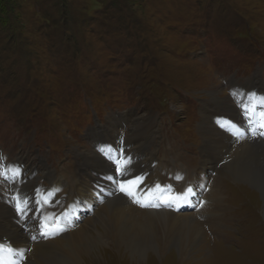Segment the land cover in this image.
Masks as SVG:
<instances>
[{
    "label": "rangeland",
    "instance_id": "374dc122",
    "mask_svg": "<svg viewBox=\"0 0 264 264\" xmlns=\"http://www.w3.org/2000/svg\"><path fill=\"white\" fill-rule=\"evenodd\" d=\"M260 88L264 0H0V170L9 167V178H0V206L9 204L19 217L13 197H28L27 222L19 230L38 231L42 217H55L66 235L92 218L98 225L95 216L109 197L98 187L107 177L88 167L95 179L87 182L84 158H100L121 182L115 160L134 137L138 144L124 151L132 169L125 176L142 178L157 194L162 184L180 192L195 174L188 181L200 187L202 200L195 199L191 214L203 235L184 257L170 247L139 259L108 241L82 255L83 264H264V196L229 173L242 165L251 176L263 173L264 139L250 132L246 147L224 156L220 124L248 137L254 125L245 123L243 131L228 115L211 117L213 109L264 111ZM212 146L213 161L219 159L204 162V173L203 152L210 155ZM15 169L33 174L23 195L18 179L12 181ZM53 177L64 185L54 188ZM50 188L51 196H37ZM74 194L82 204L66 212ZM117 197L136 206L121 189ZM206 198H215L219 216L202 212ZM36 199L51 206L38 208ZM76 210L80 226L68 221ZM5 249V264L22 257Z\"/></svg>",
    "mask_w": 264,
    "mask_h": 264
},
{
    "label": "bare ground",
    "instance_id": "6f19581e",
    "mask_svg": "<svg viewBox=\"0 0 264 264\" xmlns=\"http://www.w3.org/2000/svg\"><path fill=\"white\" fill-rule=\"evenodd\" d=\"M243 91H245V89ZM212 96H214L213 93L211 94V97ZM222 104L223 103H219L217 105L222 106ZM231 109L232 113H224L223 111H216L213 109L215 113L211 117L219 118L218 115H228L230 120L236 126H241L243 131L247 130L248 128L245 124L246 122H244V112L239 113L235 108ZM217 122L219 124L221 123L218 120ZM219 127H222L226 131L224 133V138H218V140L223 143V145L221 146L223 151H220V154L224 156L226 155L225 153L228 154V151L230 153H234V150H237L241 147L244 148L252 141L253 135L250 133V131V137L243 135L237 136L230 132V128L226 129L222 124H220ZM143 132V130L140 131L141 134H143ZM259 132H264V129H261V131ZM199 136L200 138L202 137L201 135ZM205 137L208 138V135H205L204 138ZM133 138H130L129 142L132 144V146H135L138 143L134 142ZM261 138L264 139V135H261ZM118 140L121 142L119 137ZM215 144L217 145L216 147H218V143L216 141ZM131 147L126 146L123 150L128 153V149ZM211 149L212 153L210 155H208L210 152L207 153L206 150L203 152L206 153L205 156L207 157L205 161L201 163L202 167H200L201 169H203L204 173L206 167L204 165H206L208 162L216 163L219 159L218 156V158L213 161L212 157L216 155L217 151L214 150L213 146L211 147ZM141 150L151 153V150L149 149V146H147V144L143 147L142 143ZM93 158L85 157L84 159L88 163L86 167L81 168L80 171H82L81 175L83 173L85 174L87 182L95 179L91 177L90 173H88V167H95L94 170H100V172L102 174H105V176L107 177L105 183L101 187H98L102 192L101 194L103 198L106 195H109V197L105 201L106 203L102 206V209L98 210L99 212L95 216L96 218H98V225L94 223V219L92 218L89 220L88 224L86 222L80 227L79 230L68 235L64 234V232H66L67 230L63 229L64 227L59 226L54 232H52L43 229V224H41V227L39 226L38 231H34L31 229L27 230L25 227H22L19 230L18 226L24 225L27 222V213H25V215L23 216L18 217L17 215H15L9 204L1 205L0 248H6V251L13 250L21 252L22 257L20 258L24 259V264H83L81 258L82 255H89L91 252L98 250L100 248V245H108L111 243V245L116 246L114 242L118 243V248L122 247L132 257H137L139 259H143L145 255L149 253L160 256L166 250V248L170 247L174 248V250L177 251L179 257H184L188 254V251H190L198 244L200 238L203 235L202 224L193 217L191 212L194 208V205L196 204L195 199L200 201L202 200V192H200V187L198 188L197 186H194L196 185L195 182L190 183V181H188L189 179L197 178L195 174H193L192 176L190 175L189 179L185 180V185L181 188L180 192L172 191V193H170V189H165L166 186L162 184L159 192L155 194L152 189L144 184L143 180L142 182H139L137 184H121L123 181L133 178L130 176H125L124 174L121 182H119L115 173H109V171L107 170L109 166L107 167L106 165H104L106 163H103L100 158ZM85 160L84 162L86 163ZM204 162L206 164H204ZM242 166L238 168L237 166H230L229 173L232 179L238 182L242 181L243 183L260 191L264 196V172L261 173V171H258L260 169H258L255 174L251 176L250 173L245 170V167H243V169L241 168ZM84 170H86L87 172H84ZM96 172H94L95 176L97 175ZM31 176H33L31 172L22 173L21 179H18L17 181V187L22 186L20 188V192H22V195L27 193V187L33 184V182L30 181ZM78 177L79 182L81 180V177ZM26 178H28V180H26ZM139 180L140 179H138L137 181ZM51 182H53L54 188H56L58 184L59 186L64 185L61 183V180L56 179L55 177L51 179ZM122 185L133 192L135 199L141 201V203H139L140 205H138V203H136V206L131 203L126 204L125 202L129 200L127 197H125V199H117L120 197L117 196L120 194ZM189 188H191L196 194L187 195V189ZM203 188L204 183L202 184V189ZM197 189L199 190L197 191ZM122 192L125 194L124 191ZM167 195L180 198L179 200H175L177 202L176 206L174 204V200L170 198V201L168 200L165 206L162 205V201ZM75 196L76 194L72 195L71 198L69 197V204L65 208L66 212L72 211V208H74L75 205L80 206V202H78V200L81 201V198H79L78 196H76L77 198H75ZM132 198H130L131 201ZM75 200L77 201L75 202ZM203 201H205V208H202V212L208 213L209 215H212V212L215 214V216H219L218 210L217 213L216 211L212 210L214 208H217L215 206V203L217 204L215 198H206ZM141 204L155 206L144 207L141 206ZM169 204L171 206H168ZM78 212L79 210H76L73 216L68 218V221H71L72 226L81 225L75 220L76 217L79 216ZM20 217L23 219L22 223H20L18 219ZM91 225L94 226V230L89 232L90 227L88 226ZM46 232L53 233L54 235L46 236L44 235V233ZM108 241H110V243H108ZM2 255H5V252ZM57 257L58 259H56Z\"/></svg>",
    "mask_w": 264,
    "mask_h": 264
},
{
    "label": "snow or ice",
    "instance_id": "6c2138e0",
    "mask_svg": "<svg viewBox=\"0 0 264 264\" xmlns=\"http://www.w3.org/2000/svg\"><path fill=\"white\" fill-rule=\"evenodd\" d=\"M261 104L264 105V99L261 100ZM244 111L246 113H251L252 115H250V119H252L256 113L254 111L253 108L244 107ZM257 123L259 125V127L261 129H264V111L259 112V119L257 120ZM261 135H264V132L261 133ZM115 163L117 164V171L120 172L121 175H124L127 170H128V165L131 163L130 158H125L123 157V154H120V157L117 158L115 160ZM0 178L7 180L9 177L7 175V172L4 170H0ZM17 179H21V172L19 169H15L13 170V175H12V181L16 182ZM139 182H142V178H140L139 181H129V184H137ZM157 188L159 189V185H157ZM121 191H124L126 195L132 196L133 199H135V196L133 194L132 191H130L129 189H127L125 186H121ZM51 196V193H47V194H42L39 190H37V196ZM187 195H195V193L193 192V190L191 188L187 189ZM186 198V197H185ZM170 199L172 200H179V197H170ZM13 201L15 203V208L16 211L21 215H25V213H27L30 209V206L28 204V197L26 196H21L19 193H17L14 197H13ZM136 203H141L140 200L135 199ZM35 204L38 208H41L43 205H48L51 206V202L49 199H44L43 201L41 199H36L35 200ZM141 206L144 207H148V206H155V205H147V204H141ZM168 206H171L170 204ZM55 217H52V220L55 221ZM48 233H45V235H47ZM22 255V254H20ZM0 264H5V262L0 259Z\"/></svg>",
    "mask_w": 264,
    "mask_h": 264
}]
</instances>
